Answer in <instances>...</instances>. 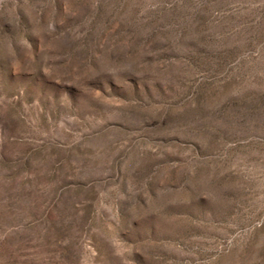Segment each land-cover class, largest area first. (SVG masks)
I'll list each match as a JSON object with an SVG mask.
<instances>
[{
	"label": "rangeland",
	"instance_id": "1",
	"mask_svg": "<svg viewBox=\"0 0 264 264\" xmlns=\"http://www.w3.org/2000/svg\"><path fill=\"white\" fill-rule=\"evenodd\" d=\"M0 264H264V0H0Z\"/></svg>",
	"mask_w": 264,
	"mask_h": 264
}]
</instances>
